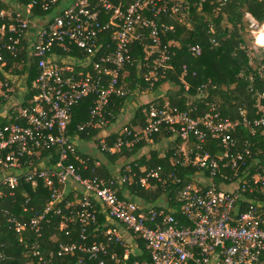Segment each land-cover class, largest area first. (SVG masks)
I'll use <instances>...</instances> for the list:
<instances>
[{"label": "built area", "instance_id": "1", "mask_svg": "<svg viewBox=\"0 0 264 264\" xmlns=\"http://www.w3.org/2000/svg\"><path fill=\"white\" fill-rule=\"evenodd\" d=\"M60 1L42 0L43 8L57 6ZM36 2L25 7L0 9V62H4V53L17 58L25 51L26 60L34 61L40 71L34 82L38 94L27 108L19 102L18 108H14L13 88L0 79V98L11 101L8 111L15 115V122L0 129V199L14 196L22 179L33 185L43 181L51 191L44 209L28 222L6 212L8 222L21 235L26 257L35 264H56L54 252L47 259L38 243L26 242L25 234L34 231L40 236L43 224L49 223L52 216H60L61 231L69 234L68 228L78 223L83 228L81 242L61 244L59 256L83 252L90 260L106 264L113 248L127 246L123 227L145 242L149 261L134 264H264V166L251 157L250 141L240 150L236 136L239 129H251L252 134L257 129L264 131V90L255 93L257 117L253 120L244 110L240 113L241 119L233 121L223 118L215 107L194 116V108L182 110L168 102H152L142 108L145 124L139 133L132 135L124 129L127 137L134 136L133 139L119 137L110 144L107 137H101L96 147L111 154L122 152L124 147H134L140 140L162 130L175 132L187 144L175 150L173 166L191 165L203 175L196 177V184L181 183L177 179L180 187L176 191V202L180 204L182 219L165 208H145L138 202L120 198L118 188L133 184L148 188L153 182L165 185L162 167L151 168L139 176L132 163H127L111 179L84 177L82 169L89 170L91 157L79 155L80 135L70 134L69 123L73 108L91 96L97 99L90 111L91 119L80 125L78 131L97 129L109 123L106 113L111 97L131 93L122 85V75L126 65L131 63L130 46L137 26L151 31V50L159 54L154 65L157 70L165 65L169 55L155 19L182 11L183 5L178 0H132L128 5L124 0H72L67 7L58 6L50 16L36 21L32 17ZM104 16L108 19L104 20ZM246 17L255 46L264 48L258 41L260 36L264 38V23L260 25L250 15ZM32 28L38 30L34 37L29 35ZM111 31L112 42H108L107 34ZM211 43L217 44L214 38ZM190 52L198 57L203 51L200 45H195ZM76 67H86L92 72L83 73ZM211 138L222 146L214 154L209 150ZM52 150L58 151L57 159L52 158L51 153L43 156V152ZM72 156L82 168L71 161ZM100 164L96 161L97 166ZM252 167L257 169L254 173ZM224 169H242L244 174L231 180ZM219 176L223 180L217 183ZM169 177L175 178V175L172 173ZM69 188L77 202L67 200L63 207ZM245 194L253 200L240 199ZM97 202L114 226L104 233L106 242L86 245L87 227L97 224ZM242 205L246 208H241ZM28 210L34 207L24 208V212ZM111 245L114 246L110 248ZM130 245L137 250L135 243ZM111 254L110 259L125 264L130 251L127 248L122 259ZM3 259L0 252V261ZM80 264L87 263L81 261Z\"/></svg>", "mask_w": 264, "mask_h": 264}, {"label": "trees", "instance_id": "2", "mask_svg": "<svg viewBox=\"0 0 264 264\" xmlns=\"http://www.w3.org/2000/svg\"><path fill=\"white\" fill-rule=\"evenodd\" d=\"M21 1L20 7H25L31 2L37 1L34 5L32 16L33 18L37 17L36 21L47 18L59 6V4L57 6L52 5L46 10L43 8L44 3L42 0ZM178 1L183 5L182 11L160 15L155 19L163 45L168 46L169 60L166 61L165 65L163 64V67L154 71L157 79L149 81L150 78H146L147 86L153 84L151 88L158 90L165 84L170 85L169 103L173 107H178L182 110L196 109L195 113H192L194 116H201L210 107H215L225 119L229 118L233 121L241 119L240 113L242 110L245 111V115L248 118L251 120L255 119L257 117L255 93L264 90V70L262 69L264 66V48L256 47L255 41L252 45L247 43L246 36L251 31L249 28L250 22L246 15H250L258 24H263L264 0H206L203 3L200 0ZM130 2L132 0H124L125 5H128ZM0 9L8 10L9 7H7V4L0 3ZM146 15L151 17L148 13ZM103 19L107 20L108 18L104 16ZM150 32L149 29H145L142 25L137 26L135 38L130 46L131 63L126 65L123 74L126 71H130L134 73L133 75L136 72L139 75V73L145 72L148 66L153 69L154 62L159 54L151 50L152 39L150 38ZM112 36L113 32L111 31L107 34L106 40L112 42ZM212 38L216 40V45L211 43ZM195 45L202 47L203 52L201 56L194 57L191 54L190 49ZM1 52L2 49H0ZM73 54L76 55V53ZM3 56L4 62H0V79L12 86L13 92L11 94L19 95L20 93H24L23 89L20 88L19 81L22 80L25 74L29 78L28 82L33 85L30 88L31 91H28V94L24 93L22 101L20 100V105L27 108L33 102L34 96L38 94V91L34 88V82L40 71L34 61L28 62V59L26 60L27 55L25 51H21V56L19 55L17 58L5 53ZM147 57L149 58L147 59ZM184 66L187 67L186 73H184ZM89 72H92V70ZM136 77L138 79L137 75ZM122 85L125 86L123 75ZM131 95L132 91L127 96H112L106 118L112 119L113 115L118 114V108L124 105L125 100ZM96 100V97L91 96L80 101L73 108L72 118L69 123L71 135L78 133L83 140L94 142V144H97L101 138L99 132L104 130L109 123H104L103 127L97 129L86 128L82 132H79L78 128L80 125L90 121V111ZM163 100H154L149 103L164 104L166 101L164 98ZM8 102L9 100L3 97L0 98V129L15 122V115L9 114ZM12 102L16 103L14 108H18V101L12 100ZM143 107L141 106L136 111V118L139 119L136 125L144 126L145 124V118L142 114ZM124 129L117 134H112L108 138L109 143L114 144L119 137H122L124 140L134 138V136L127 137ZM127 129L132 132V135L139 133L141 130H135L130 125ZM173 136H177V134L171 130H162L152 137L140 140L134 147H124L122 152L116 154L103 152L98 149L105 156L106 161L102 163L99 159L91 157L89 170L85 171L82 169V174L84 177L98 176L104 179H111L116 173L112 174L110 165L115 164L123 153L130 157L146 145L145 141L147 140L149 141L153 138L159 140ZM236 136L239 141L240 150H244L246 142L250 141L251 157L259 160L260 164L264 166L263 129H257L255 134H252L251 129H239ZM177 148L170 149L166 158H159L156 153L151 161L147 162L148 169L146 170L162 167L161 174L165 180L164 187L162 183L156 182V189L150 187L143 188L137 184H133L127 188L131 189L138 196L150 198L149 200H152V203L155 205L161 199L170 202L171 211L174 212L176 217L182 219L180 204L176 202V191L180 187L177 179H180L181 183L189 182L196 184V177L203 175V172L191 165L175 168L170 159ZM220 149H222L220 142L211 138L209 142L210 152L214 154ZM77 150L79 155H81L79 147H77ZM50 153L53 155L52 158H58L57 150H52V152L48 153L45 151L43 152V156H50ZM81 156L83 158L88 157L83 154ZM98 160L101 162L100 166L96 165V161ZM71 161L82 168V165L73 156L71 157ZM132 165L139 176L145 173L146 170L143 173L139 171L135 161L132 162ZM251 170L254 173L257 169L252 167ZM172 173L175 175V178L169 177ZM224 174L231 177V180H236L244 174V171L242 169H224ZM206 176L208 177L207 173ZM222 180V177L219 176L215 182L220 183ZM70 190V188L67 190L68 195L62 203L63 207L66 205L67 200L73 203L77 202L75 193ZM14 192V196L0 199V252L4 255V259L0 261V264H25L26 260H30L26 257L27 249L20 243L21 235L8 222L9 215L6 212H10L21 221L28 222L36 212L44 209L51 194V191L45 186L43 181L39 180L37 185H33L31 182H26L25 179L21 180L19 187ZM118 192L121 196L122 190L119 189ZM122 198L127 199L123 196ZM240 199L253 200V197L245 194ZM259 199H262L261 195H259ZM27 201H29V204H27ZM27 206L28 208L34 207V210L24 212V208ZM241 208H246V206L242 205ZM96 210L98 212L97 224L87 227V233L85 234L86 241L84 242L86 245H91L94 241L106 242L107 238L104 237V233L109 227L114 226V222L108 219L104 208L98 202ZM65 213L69 214V210L65 209ZM60 223V216L50 217V222L43 224L40 236L34 231L25 234L26 242L30 245L38 243L41 253L47 259L49 258V254L54 252L53 262L56 264H80L81 261L87 264H99L98 261L90 260L89 256L83 252L58 255L61 244L81 242L79 237L83 228L80 223L75 224V226L72 225L68 228L69 234H67L66 231L59 229ZM132 238L137 245V250H134L130 242L127 241L126 247L116 246L111 253L117 254V257L122 259L124 252L128 248L130 255L129 259L125 260V264H134L136 261L141 263L148 262L149 256L146 252L145 242L137 239L134 235H132ZM137 240H139V244H137ZM113 246L111 245L110 248ZM111 253H109L110 256L112 255ZM110 256H108L106 264H119L110 259Z\"/></svg>", "mask_w": 264, "mask_h": 264}, {"label": "crops", "instance_id": "3", "mask_svg": "<svg viewBox=\"0 0 264 264\" xmlns=\"http://www.w3.org/2000/svg\"><path fill=\"white\" fill-rule=\"evenodd\" d=\"M72 0H61L60 1V9L65 8L68 6V4L71 2ZM20 2H22L21 0H0L1 4H7V7H9V9L11 8H17L20 7ZM40 19V18H39ZM38 19V20H39ZM33 20H37V17L33 18ZM37 29L36 28H32L31 31L29 32V35L31 37H34V35H36L37 33ZM26 47H28V45H25ZM64 65V63H63ZM77 71H81L83 73H87L89 72V68H82V67H76ZM20 82V88H22L23 84ZM138 88V86H137ZM168 91H167V90ZM171 86L168 84L163 85L160 89L158 90H147V91H151L147 93V94H140L139 91H137L138 89H136L134 91V97H129L128 99L125 100L124 105L120 106L118 108V114L113 115L112 119L109 122V125L101 132V134L99 135L100 137H107V139L112 135V134H117L119 132H121L124 128H127L130 126L133 127V129L135 130H140L143 128V126L141 125H136L139 121L136 115V111L138 110V108H140L141 106H145L147 103L154 101V100H158L160 98H166L168 95L169 97V92H170ZM27 93L28 92H24ZM24 93H20L19 95L17 94H12L11 95V100H15L18 101L20 103V100L22 101V97H24ZM23 95V96H22ZM141 98H140V97ZM136 97H139V99L137 100ZM11 102V101H9ZM8 102V104H9ZM9 106V105H8ZM5 111V110H4ZM76 135V134H75ZM76 138V136H74ZM146 145H144L135 155H132L130 157H128L125 153L122 154V156L116 161L115 164H112V166L110 165V169L112 170V174H115L118 172V170H120L124 165H126L127 163H132L135 161V164L138 166L139 171H141L142 173L148 169L147 167V162H150L151 159L153 158L154 154H158L159 158H166L167 153L169 152L170 149H175L177 147H185L187 144L184 142V140H182L181 138L177 137V136H173L171 138H161L159 140H155L150 139L149 141H145ZM90 141H85L83 140L80 136H79V141H78V147L80 151V154L82 155H86L88 157H92L95 159H100L102 161V163H104L106 161L105 156L102 158L103 154L99 152V150L94 146V142H91L90 144L92 146L89 145ZM94 144V145H93ZM95 151H97V155H94ZM171 163H173V158L171 157L170 159ZM109 165V164H108ZM137 172V171H136ZM138 174V172H137ZM144 174V173H143ZM123 195L125 196V198H128L129 200L131 199V197L134 199V201L145 205V206H149V205H153L152 200H149L147 198H143L141 196L136 195L135 193H133L131 191V189L129 188H124L122 189ZM123 196V197H124ZM137 199V200H135ZM159 202H162L163 205L169 206L170 207V202H167L166 200L163 201V199H161ZM25 264H35L34 262L30 261V260H26Z\"/></svg>", "mask_w": 264, "mask_h": 264}, {"label": "rangeland", "instance_id": "4", "mask_svg": "<svg viewBox=\"0 0 264 264\" xmlns=\"http://www.w3.org/2000/svg\"><path fill=\"white\" fill-rule=\"evenodd\" d=\"M246 40H247V43H249V44H253V42L255 41V39H254V36L251 34V33H248V35L246 36ZM154 64H155V62H154ZM156 69H155V67H153V69H151L149 66L148 67H146V69H145V72H143V73H139V75L137 74V72L135 73V75H133L134 73L133 72H130V71H126L124 74H123V80H124V83H125V86L124 87H126L127 89H130L131 91H132V94L134 95L135 93H134V91L136 90V89H138L137 91H139L140 92V94L142 95L143 93L144 94H147V93H149L150 92V94H151V91H147L148 89L149 90H152V88H151V86H153V84H150V86H147V80H146V78L147 77H149L150 79H149V81H151L152 79L154 80V79H157V75H154V71H155ZM142 72V71H141ZM136 75L138 76V79H137V77H136ZM28 76L25 74V76H23V78H22V80H20L21 81V83L23 84V86H22V89H23V91L24 92H30L31 91V87L33 86L31 83H29L28 82ZM156 81V80H155ZM25 83H26V85H25ZM137 86H138V88H137ZM167 90V89H166ZM168 91V90H167ZM133 95H131L130 97H132ZM169 95H170V92H169ZM167 97L166 98H164L165 99V101L166 102H170V100L168 99V95H166ZM134 97V96H133ZM140 97V96H139ZM139 97H136V99L138 100L139 99ZM142 97V96H141ZM140 97V98H141ZM157 100V99H156ZM158 100H161V101H164L163 100V98H160V99H158ZM11 104L9 103V106H10ZM10 107H12V106H10ZM107 120H108V122L111 120V119H108L107 118ZM103 130H101L100 132H99V134H101V132H102ZM91 143V142H90ZM89 143V145L90 146H92L91 144ZM96 143V142H95ZM98 143V142H97ZM95 147H96V145H94ZM97 148V147H96ZM98 149V148H97ZM80 151H81V149H80ZM82 152V151H81ZM98 153H97V151H95V153H94V155H92V156H95V155H97ZM104 156H102V158H103ZM100 160V159H99ZM98 160V161H99ZM101 161V160H100ZM102 162V161H101ZM163 187L165 186V185H162ZM128 186H123V187H119L118 188V190L119 189H124V188H127ZM150 188H152V189H156V183L155 182H153V183H151L150 184ZM122 196H124L123 195V192H122V195L120 196V198H122ZM125 197V196H124ZM127 200H128V198H127ZM130 200H132V201H134V199L131 197V199ZM135 200H137V199H135ZM136 202V201H135ZM142 205V204H141ZM145 208H151V207H155V208H165V209H167L169 212H171V213H173L174 214V212L173 211H171V207H169V206H166V205H163V203L162 202H156V205L155 204H153V205H149V206H145V205H143ZM28 212V211H27ZM175 215V214H174ZM122 232L124 233V237H125V239H126V241H128V242H130V244L131 243H134L135 241L133 240V238H132V234L130 233V232H128V231H126L123 227H122ZM139 240H137V244H139V242H138ZM131 250H132V248H131Z\"/></svg>", "mask_w": 264, "mask_h": 264}, {"label": "bare ground", "instance_id": "5", "mask_svg": "<svg viewBox=\"0 0 264 264\" xmlns=\"http://www.w3.org/2000/svg\"><path fill=\"white\" fill-rule=\"evenodd\" d=\"M259 43L264 45V38L263 36H260L259 39H258Z\"/></svg>", "mask_w": 264, "mask_h": 264}]
</instances>
